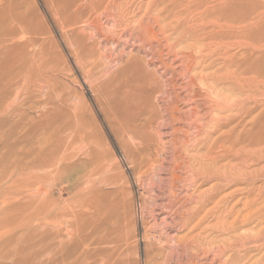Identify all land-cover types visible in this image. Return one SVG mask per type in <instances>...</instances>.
Here are the masks:
<instances>
[{
    "label": "rangeland",
    "instance_id": "1",
    "mask_svg": "<svg viewBox=\"0 0 264 264\" xmlns=\"http://www.w3.org/2000/svg\"><path fill=\"white\" fill-rule=\"evenodd\" d=\"M12 27L0 36V264H264L256 211L206 204L184 226L215 184L185 148L205 114L197 59L232 57L258 77L232 99L254 111L249 134L264 119V0H0V34ZM248 172L264 185V161ZM238 193L229 208H244Z\"/></svg>",
    "mask_w": 264,
    "mask_h": 264
},
{
    "label": "bare ground",
    "instance_id": "2",
    "mask_svg": "<svg viewBox=\"0 0 264 264\" xmlns=\"http://www.w3.org/2000/svg\"><path fill=\"white\" fill-rule=\"evenodd\" d=\"M15 35L16 32L13 31V27H12V31L5 30L2 31V33L0 34V36L4 38L12 37ZM219 58L217 57L199 58L197 59L196 67L194 66L199 71L197 79L201 84V86L203 87V89L201 88V86L200 88L201 90L205 91V93H203V91L202 92L199 91L200 95L204 96V98L202 97L203 98L202 104L201 103L200 104L201 106L204 107L205 114H203V117H201L202 119L199 117V119H197V121L191 125L192 127H194V129H198L197 137L195 139V146L193 148L192 146L191 148H188L186 146L185 148L186 151H191V154L192 151L196 153L197 157H195L193 153V156L191 155L193 160L192 158L191 160L194 161V159H196L197 162L201 165L200 167H202L200 171H198L199 167L198 170L197 168L194 169L197 170L196 175L197 178H199L198 180H202L203 183H206L208 181H213L215 184L211 186L212 189H208L209 191L203 192L201 196H199L198 200L200 202H198V205L201 207L196 208V210L192 212L191 217L187 218L188 220L186 219V222H184L185 227L188 226V223L191 221L192 218H195L201 212H203L205 208L204 206H206V204H214V207L212 208V210L214 211H215V207L217 209V207L223 206L225 209L222 208V210H225L226 214H228L231 217L237 216V214H239L238 217L240 216V219L241 216H243L244 209L245 210L249 209L250 213L247 214L245 213L246 215L244 216V219L246 221L249 220L250 218H251L250 220H252L253 219L252 217L257 215L255 214V211L258 212V215L260 213L261 218L264 217V185L263 186L256 185L255 182L257 179H255L253 173L248 172V170H250L254 165H258L264 161V119L263 120L259 119V116L254 117L253 120L250 122L252 127L250 129L249 134L245 133L246 132L245 129L248 125V123H246V118L250 117L254 111L249 110L247 109V107H245L247 106L246 102H244V105L242 106L240 105L241 107L240 106L237 107L233 102L234 100L233 97L235 96V91L237 89L236 87L237 86L240 87L238 84L239 83L241 84V82H243L244 84H246V86L248 85L247 86L248 88L243 89L248 91L250 90V88H253L251 84L258 82L257 79L258 77L256 76V79L255 78L244 79L245 77L243 78V76L248 74L250 71L247 72L245 70L239 72L240 70L235 68V60L232 57L225 60L220 68H215L216 63L220 61ZM192 59L195 61L196 58H192ZM191 67H193V65ZM24 76H26L25 80H28L29 77H27V73ZM261 78L262 79L261 81H259V83L261 84V87L264 88V77L261 76ZM223 102H225L226 105L229 107V108L227 107L229 115L227 116L228 118L225 121L219 119L220 117L219 106H221L220 104ZM261 112L264 113V110ZM238 113H242L241 114L242 116L239 117ZM197 122H201L202 123L200 124L201 126H198ZM255 129H258V131L260 132L259 134L262 135V140L259 139L258 141V139L256 138L255 142H253L254 140L250 138V134ZM256 140L257 142L260 141L261 142L256 143ZM240 145H244V146L240 147ZM253 145H256L258 148H256V146ZM197 162H195L196 165ZM237 167L240 168L238 169ZM223 168H225V170H223L222 172L224 174L222 177L221 169ZM236 169L240 171H236ZM199 182L201 183V181ZM219 183H226V185L222 184L223 187H220ZM240 186H244V188H240ZM231 188L234 190H232L228 194H224V196L222 195L226 190ZM238 191L242 193L244 191L243 199H242L243 200L242 204L244 208L241 209L237 207L238 205L236 204L229 208L228 207L229 200L235 198L236 195L238 196L239 195V193L237 194ZM220 196L222 197L221 199ZM259 205L261 206L259 207ZM253 213L254 216H251ZM222 214L223 212L220 214V216ZM258 215L256 216V218L259 217ZM218 220L219 222L221 221L220 219H217V221ZM237 221H239V219ZM221 223L220 226L223 227L222 228L223 231L225 225L224 223L222 224ZM243 223L245 222L240 223V225L242 224L241 227H243ZM234 224H235V220L232 221V225L230 226L232 227ZM238 225L237 227L239 228ZM233 229H235V227ZM226 232H229V230H227ZM216 256H220V253H218V255ZM228 264H236V261L233 262V260H231Z\"/></svg>",
    "mask_w": 264,
    "mask_h": 264
}]
</instances>
